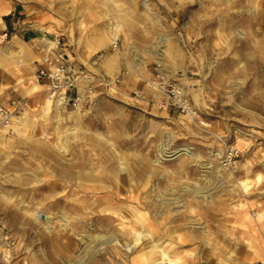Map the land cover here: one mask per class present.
Masks as SVG:
<instances>
[{"label": "rangeland", "instance_id": "obj_1", "mask_svg": "<svg viewBox=\"0 0 264 264\" xmlns=\"http://www.w3.org/2000/svg\"><path fill=\"white\" fill-rule=\"evenodd\" d=\"M0 8L60 37L72 63L127 72L117 94L57 105L35 87L22 59L30 48L0 27V105L20 106L11 130L0 129V264L264 263V0H0ZM156 76L181 84L194 117L130 98ZM229 150L237 157L227 164ZM84 159L98 173L127 166L137 180L119 193L89 184L84 192L101 204L87 232L61 220L77 218L82 195L63 174ZM110 198L163 233L155 254H145L144 230L138 244L121 238L133 223L100 221Z\"/></svg>", "mask_w": 264, "mask_h": 264}, {"label": "built area", "instance_id": "obj_2", "mask_svg": "<svg viewBox=\"0 0 264 264\" xmlns=\"http://www.w3.org/2000/svg\"><path fill=\"white\" fill-rule=\"evenodd\" d=\"M0 37L5 39L7 33L4 31ZM47 38L49 41H42L40 45L42 58L39 65L33 69L34 78L45 84L47 92L55 97L59 105L78 108L99 95L119 92L124 75H127L126 71L121 70L111 76L90 71L83 64L76 65L71 62L66 51L67 45L60 37L49 35ZM118 48L117 39L110 42V51L115 52ZM103 56V52L96 54V60ZM144 84V90L131 91V99L151 103L157 110L175 111L188 118L195 116L193 106L178 82L156 76ZM19 108L15 101H12L9 107L0 105V129L6 132L11 130L13 119L16 117L15 112H19ZM235 157L237 152L229 150L224 161L228 164Z\"/></svg>", "mask_w": 264, "mask_h": 264}, {"label": "bare ground", "instance_id": "obj_3", "mask_svg": "<svg viewBox=\"0 0 264 264\" xmlns=\"http://www.w3.org/2000/svg\"><path fill=\"white\" fill-rule=\"evenodd\" d=\"M116 1V0H115ZM119 10V9H118ZM3 12V9L0 8V13ZM124 12V11H122ZM81 23V22H80ZM109 29L113 30V29H117V26H113V24L111 23L109 25ZM41 30H43V37L40 38L41 41H47V37H45V33L47 31L50 30H45V28L43 27H39ZM46 31V32H45ZM104 39V38H103ZM116 39V38H115ZM115 39H112L115 40ZM49 41V40H48ZM97 47L99 46L98 44H96ZM137 54L132 52L131 56L133 57L134 60L138 59ZM26 57V56H24ZM28 57V56H27ZM26 59V58H25ZM142 62V61H139ZM164 75V74H163ZM166 76V75H165ZM179 85L181 86V84L179 83ZM50 100H47V104H49ZM56 104L58 105L59 102L56 101ZM163 149V145H161ZM183 152L185 151L184 148L182 149H177L174 150L172 152V155L176 156L179 155V152ZM87 154V153H86ZM86 154L84 152H82V157L86 156ZM111 154V153H110ZM113 154V153H112ZM182 154V153H181ZM115 155V154H114ZM120 155V154H119ZM122 155V154H121ZM119 158H121V156H119ZM108 169H106L108 172H104V173H98L95 170V163L89 161V160H82L79 169L74 171V172H67L65 174H63V179H65V181H70L71 179H75L76 181V188L80 189L82 192V195L78 198V202L77 205H72V209L74 212L77 213V218L75 217L73 220H71L70 218H67V215H63L61 217V220L64 221V225H68L66 223L69 222L68 219H70V226L75 227V228H80L81 230H86V232L88 230H90V226L91 228L92 224L90 221L93 219H97L98 216H93L90 217L89 215H94V213L97 212L96 207L99 206L101 204V198L100 197H94V192L93 194H90L89 192H84L85 190H91L93 191L94 186L93 185H89L91 182H97V181H106L109 184L112 185V187H115L117 189L116 193H119L120 190H123V186L128 188L130 186H134L135 182L137 181L136 178H134L132 176V173L130 171V169L127 166H124V168H116L114 167V165H110L107 167ZM209 168V167H208ZM142 179H144L143 177H140L138 180L142 181ZM137 184V183H136ZM235 184H237V186L241 187V189L243 191H246L248 188V184L244 181V180H238L235 181ZM105 187V186H104ZM124 191V190H123ZM159 192V191H158ZM167 192V191H166ZM192 192V191H191ZM202 194V197L204 196V191L200 192ZM182 194V193H181ZM160 195V194H159ZM112 197L113 194H107L104 197ZM78 197V196H77ZM115 197V196H114ZM193 197V196H192ZM149 198V197H148ZM152 198V197H151ZM162 198V197H161ZM173 200V199H172ZM112 198L108 199L107 201H104V203H106L107 205L105 207H103L102 209H100V211L103 214V216L100 218V221L103 222L104 225L106 226H110L111 222L114 220V217H117V219H122V220H127V222L133 223L132 227L129 230H125V231H121L122 233V237L121 238H125L126 240H129V242H131L132 245H135L136 243L138 244V241L142 238L140 235V231L138 233V230H144L145 232V237L147 238V247H146V251L145 254L147 255H152L155 254L156 250V244L159 240V236L162 235L163 233H161L160 230L156 229L153 227V224L149 221V217L147 218L144 215H140L137 214V211H132L129 208H124L121 209L120 206H115V204L112 202ZM119 201V200H118ZM122 202V201H121ZM161 202V200H160ZM146 204V203H145ZM155 204V203H154ZM152 205V204H151ZM158 205V204H157ZM154 208V207H153ZM160 208V207H159ZM150 209V208H149ZM148 211V210H147ZM97 214V213H96ZM37 215V214H36ZM158 216L157 213H154L152 217H156ZM131 217H134L131 218ZM36 218V216H35ZM39 218L41 219L42 217L39 215ZM157 221V220H156ZM88 222V223H87ZM90 222V223H89ZM88 225V227H87ZM69 226V225H68ZM121 226V224L119 225ZM64 227V226H63ZM62 227V228H63ZM122 227V226H121ZM126 227V226H125ZM124 227V228H125ZM129 228V227H128ZM75 230V229H74ZM78 230V229H77ZM92 230V229H91ZM114 230V228L112 229ZM94 231V230H93ZM104 231V230H103ZM118 231V230H117ZM96 232V231H95ZM113 233L115 231H112ZM173 231H170L169 233H172ZM106 234V233H105ZM115 234V233H114ZM202 234V233H201ZM85 235V234H83ZM110 235V234H109ZM113 235V234H112ZM117 235V234H116ZM1 236H3L2 234H0V238ZM78 236V235H77ZM89 236V235H87ZM100 236V235H99ZM114 236V235H113ZM80 237V236H79ZM102 237V236H101ZM4 239H6V236H3ZM84 238V237H83ZM93 238V237H92ZM91 238V240H93ZM104 238V237H103ZM106 238V236H105ZM214 238V237H213ZM80 239V238H79ZM90 239V238H89ZM109 239V238H108ZM162 239V238H161ZM1 240V239H0ZM95 240V239H94ZM115 240V239H114ZM117 240V239H116ZM122 240V239H121ZM142 240V239H141ZM119 241V240H118ZM95 242V241H94ZM93 242V243H94ZM110 242V241H109ZM142 242V241H141ZM162 242V241H161ZM85 243V242H84ZM91 243V242H90ZM100 243V242H99ZM124 243V242H123ZM164 243V242H163ZM159 244V243H158ZM162 244V243H161ZM160 244V245H161ZM93 245V244H92ZM162 246V245H161ZM168 246V244H167ZM159 248V247H158ZM173 250V249H172ZM173 252V251H172ZM143 254V253H142ZM177 255V254H176ZM159 262V260H157ZM161 261V259H160ZM167 261V260H166ZM159 264H164V262H159ZM166 264V263H165ZM171 264V263H168Z\"/></svg>", "mask_w": 264, "mask_h": 264}, {"label": "crops", "instance_id": "obj_4", "mask_svg": "<svg viewBox=\"0 0 264 264\" xmlns=\"http://www.w3.org/2000/svg\"><path fill=\"white\" fill-rule=\"evenodd\" d=\"M17 14L18 12L14 9H11V11H8L6 13L4 11L0 13V27L3 26V29L10 28L11 30H13V38L15 39L17 37L22 43L25 44L26 49L30 48L28 51L29 56L23 57L22 59L27 66H32L34 69L39 65V62L42 58V53L40 50L42 41L40 40V38L44 35L43 30H41L39 27H36L35 25L25 26L22 21L19 20ZM8 16L11 17L10 19H8V21H6V17ZM47 36H49L48 31L45 33V37ZM12 43L15 44L14 41H12ZM35 82L37 83L35 87H43L45 88L43 91L47 92L45 84L36 80ZM261 264L264 263L261 262Z\"/></svg>", "mask_w": 264, "mask_h": 264}]
</instances>
